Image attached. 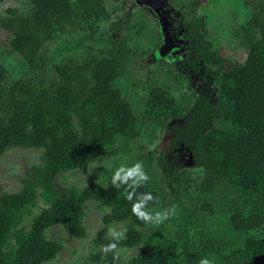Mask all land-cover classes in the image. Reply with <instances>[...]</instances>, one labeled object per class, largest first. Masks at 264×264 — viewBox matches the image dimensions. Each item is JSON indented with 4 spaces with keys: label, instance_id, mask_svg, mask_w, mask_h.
<instances>
[{
    "label": "trees",
    "instance_id": "obj_1",
    "mask_svg": "<svg viewBox=\"0 0 264 264\" xmlns=\"http://www.w3.org/2000/svg\"><path fill=\"white\" fill-rule=\"evenodd\" d=\"M127 1L30 0L26 10L0 8V159L14 148L41 152L38 161L21 162L18 190L0 186V264H47L57 259L64 245L50 239L48 230L60 225L74 238L87 237L88 201L110 210L93 239L97 252L91 251L85 264H118L119 254L103 250L111 244L151 247L128 264H199L202 257L216 258L217 264H264V12L259 6L248 26L252 30L245 29L238 39L242 60L227 68L207 40L208 33L201 34L202 22L193 21L203 42L195 45L197 58L187 62L193 65L202 59L219 85L210 94L214 99L201 94L192 105L182 106L157 84L138 80L147 91L145 129L170 131L173 143L190 148L203 167L197 196L186 192L194 210L178 207L182 213L173 221V235L159 237L156 212L165 199L147 181L110 180L104 190L57 186L61 173L77 171L93 159L118 156L119 140L140 136L138 112L124 96L123 86L132 77L130 65L137 56L132 41L146 26L135 13L127 20L125 35L114 37L123 26L117 14ZM55 45L60 47L54 57ZM10 54L22 65L19 76L1 60ZM170 120L176 121L168 127ZM145 156L151 165L154 153ZM159 163L161 168L171 167L162 154ZM168 170L165 182L173 195L190 188V178ZM147 192L154 199L143 205L145 220L132 212V205ZM38 199L43 206L34 216ZM199 211L212 226L232 232L235 240L230 242L226 233L199 229ZM121 222L128 224L125 237H111L110 226ZM157 228L159 234H154ZM144 229L151 233L147 239Z\"/></svg>",
    "mask_w": 264,
    "mask_h": 264
},
{
    "label": "rangeland",
    "instance_id": "obj_2",
    "mask_svg": "<svg viewBox=\"0 0 264 264\" xmlns=\"http://www.w3.org/2000/svg\"><path fill=\"white\" fill-rule=\"evenodd\" d=\"M137 0H135L136 2ZM219 1V0H214ZM30 0H6L1 3L0 8L2 10H6L8 8H18L21 10H26L29 5ZM134 2V3H135ZM222 6H215V9H211L213 15L220 16L221 22H217L215 24V28L212 29L214 35L212 34V42L214 45V49L224 57L229 64H235L238 61L242 60L243 52L240 50L238 39H240V34L243 31L251 30L248 28V23L246 20L250 18V13L245 15V19L241 22L238 20H233L236 16V10L231 12V8L229 12L222 7L224 5V1L220 0ZM227 2H232V0H227ZM111 5H109L110 7ZM131 9H135L137 4H132ZM217 7H221V9H217ZM148 12V11H147ZM155 12L150 11L149 16H139L140 20L146 23V27L148 26L149 30H145V33L141 36H138L135 40L132 41V49H134L137 53L141 54L142 51L144 53L143 60L140 57H133V62L131 66V74L132 77L127 82V85L123 86V94L127 98L129 102L135 107L138 112V123L137 129L140 130V136L131 141H121L119 140L116 144V147L120 150L118 156H113L107 159L91 160L87 165L83 168L78 169L74 172H64L61 173L57 178V186L61 189L68 188H76L81 189L85 187H94L99 190L106 189L110 182L112 181V176L116 167L121 164H124L128 167L133 164L139 162L141 163L143 170L147 173L149 179L147 182L150 184L151 188H155L157 191H160L162 197H164V206L162 209H159V213L161 216L167 215V219L162 220L158 226L161 228V233L159 234L158 228L154 230V234L158 233L160 238H165L166 235L171 236L174 233V219L178 218L182 212L179 210V206H183L184 211H188V213L193 212V202L192 199H189L186 192L193 193V196H197V186L201 180H203V168L197 166V161L193 154L190 151L183 150L179 153L176 160H179V163H176L179 166V172L182 175L183 179L190 178V181L193 183H189L190 188L186 187L181 190V192L173 195L172 189L167 186L165 182V175L160 166L157 163H152L150 165L149 159L147 155L148 151H153L160 147V145H164L170 141V138L167 136L165 129H159L158 127L154 131H147L146 123L142 116V109L144 107V102L147 97V91L144 90L142 83H138V80L145 81V84L149 82V84H157L164 91L168 92L170 95L176 96V98L180 101L182 106L186 105L187 98L180 94L181 92H186V87L184 83H180L175 80L170 74H168L167 67L163 64H156L154 62L157 57H155L154 45H150L152 42L157 41L154 35L161 34V37H164V30L162 24L158 26L151 21L155 19ZM230 18V24L228 23V16ZM244 16V14H243ZM119 17V16H117ZM219 20V21H220ZM154 33H153V32ZM123 35H125V31H123ZM121 36V35H119ZM67 40H74L72 37H65ZM63 44V43H62ZM166 44V40L163 41L164 47ZM60 46L55 45L52 47L51 51L53 56H56V48L58 49ZM177 49L171 52V58L175 59L180 56L179 51ZM168 52V53H169ZM166 54V53H165ZM183 54V53H181ZM148 56V57H147ZM151 56V57H150ZM161 58L167 59L168 54L160 56ZM168 60H172V59ZM1 60L8 65V67L12 70L14 75L19 76L22 74L21 63H19V58L16 55H6L1 58ZM166 64V62H163ZM171 67V64H169ZM155 66V72L148 74V77L145 78L148 71ZM199 82L197 85H200ZM176 120L170 121L169 125H172ZM146 130V131H144ZM182 149V148H181ZM41 152L35 149H19L14 148L10 150L4 157L0 159V186L3 187V190L6 191H16L19 189V176H21V162L23 159H26L29 163L38 161ZM145 156L144 158H142ZM183 171V172H182ZM137 179V178H136ZM111 180V181H110ZM138 182H145V180H139ZM182 184H180L181 186ZM183 188V187H182ZM185 194V195H183ZM178 197V198H177ZM182 199H179V198ZM85 217L84 224L87 227V237L84 239H77L69 235L62 226L56 225L48 230L47 234L50 239L59 240L64 245V250L57 257V259L48 262L47 264H85L87 257L91 253V251H95L93 248V239L95 238L97 232L104 226L102 222L103 216L109 212V208H99V205L95 201H88L85 204ZM43 204L41 199H38V205L32 209V214L37 215ZM219 214V213H218ZM203 213L201 211L198 212L197 218L199 221V229L207 231H214L223 235L224 231H220L221 228H216L212 226L211 219L209 217L203 218ZM30 219V218H29ZM31 220H28L25 223L26 228H29ZM128 228V224L126 222L115 223L112 224L109 228L110 236L116 239H123L126 234V230ZM225 229V228H224ZM145 231V239L149 238L151 233L144 229ZM226 233V234H225ZM226 238L231 242L234 241L235 237L232 232H228L225 230ZM103 250L110 253H117L121 256L118 264H128V262L141 255L148 253L151 250V247L147 245H139L135 247H115L110 248L108 246H104ZM97 252V250H96ZM214 264H217L218 261L216 258H211ZM90 264V263H89Z\"/></svg>",
    "mask_w": 264,
    "mask_h": 264
},
{
    "label": "flooded vegetation",
    "instance_id": "obj_3",
    "mask_svg": "<svg viewBox=\"0 0 264 264\" xmlns=\"http://www.w3.org/2000/svg\"><path fill=\"white\" fill-rule=\"evenodd\" d=\"M223 1H224V5L222 7V10L225 7V10L230 14L233 10L234 11L236 10V7H238V10L235 15L236 17L233 20L239 19L242 22L243 19H245V15L250 13L251 15L250 18L246 20L248 25L255 16L256 6H259V8L264 12V0H232V2L230 3L227 2V0H223ZM134 2L135 0H128L127 3L122 6V10L119 12L120 14L119 13L117 14V16H119V21L123 22V26L120 25L119 28L120 31L116 35H114V37H120L119 35L123 36V31H126L125 27L127 24V20L134 19L133 15L135 13H138L139 16L142 15L144 17L145 16L147 17L149 16L150 11H154L155 19H153L151 22L155 23L158 26V28L159 25L162 24L164 30V37H161L160 33L159 35L158 34L154 35L157 41L152 42L150 44V45H154V50L152 51L155 52L154 56L155 57L158 56V58L155 59L156 61L154 62L155 65L164 64L167 67L166 72L168 74H170L178 82L184 83L187 91L184 93L181 92L180 94H183L184 97L187 98V102H186L187 104L190 102V104L192 105V102L195 101V97L196 96L200 97L201 94L207 95V97H209L210 94L216 93L219 88L218 82L216 81L215 78L211 76V74L205 71L204 62L202 61V59L196 61V63H193V65L187 62V60L191 62L195 60V58H197V55L195 54L196 53L195 45H201V42H203L198 38V33L196 32L197 29L196 26L193 25V21L199 19L202 22L199 27L201 34L204 35L206 31L208 33L207 40L209 42H212V34L214 35L212 29L215 28V24L217 22H221L220 20L221 18L216 14L213 15L211 9L214 10L216 4L222 2H220V0L215 2L214 0H137L135 2L137 4L136 8L131 9L133 7L132 4H135ZM217 6H222V4L219 5L217 4ZM230 8H231V12L229 11ZM217 9H221V7H217ZM230 14L228 16L229 24L231 22ZM144 24L145 26L147 25L146 23ZM146 30H149L148 26L146 27ZM247 32L250 31L247 30ZM239 36H241V34ZM164 40H166V44H165L166 46L162 47ZM170 49L171 52L180 49L177 52L180 53L181 57L172 59L171 58L172 53L169 52ZM144 53L146 55V52L143 51L141 54L137 53L136 57H140L143 60L142 56L144 55ZM165 53L168 54L167 59L161 58L160 57L161 54L166 55ZM170 58L172 60H168ZM163 62H166V64ZM169 64H171V67ZM228 64L229 63L225 59V63H223V66L227 68ZM218 69H219L218 66H215L213 68L215 72H217ZM154 72H155V66L154 68L148 71L145 78L148 77V74ZM199 82H201V84L197 85ZM210 97L214 99L213 96ZM170 121L167 122L168 127L171 126L169 125ZM145 123L148 124L147 121H145ZM158 128L164 129L163 127H158ZM165 132L167 133V136L170 138V141L164 145H160V147H158L153 151L147 152V154H149L150 152L154 153V156L152 158L153 163L160 164L159 155L162 154L163 158L165 159V162L169 166H171L170 168L168 167L161 168L165 175V179L168 176L167 173L168 169L171 170V168L172 169L174 168L177 173H180L179 166L176 164L179 163L180 161L176 160V158L177 156H179V153L182 152L183 150L190 151L197 161V166L203 168L198 163L196 155L190 148H188L184 144H179L178 146H176L173 143L175 135L166 129ZM172 185L174 187L177 186L176 183H173ZM168 187L171 188L170 186Z\"/></svg>",
    "mask_w": 264,
    "mask_h": 264
},
{
    "label": "clouds",
    "instance_id": "obj_4",
    "mask_svg": "<svg viewBox=\"0 0 264 264\" xmlns=\"http://www.w3.org/2000/svg\"><path fill=\"white\" fill-rule=\"evenodd\" d=\"M130 177H135L137 179L133 180V183H137L139 180H145L147 181L149 179L147 173L143 170V167L141 163L137 162L133 164L132 166L128 167L124 164L119 165L116 167L114 174L112 176V181L115 183L116 181H127ZM128 199H131V196H128ZM154 197L151 192H147V194L144 196L142 200L139 202H136L132 205V212L136 214L139 218L148 219V215L145 210H143V205L148 200H153ZM156 221L155 223H160L162 220L167 219V215L161 216L159 212H156ZM108 247L115 248V244H111ZM199 264H214L213 260L202 257L199 260Z\"/></svg>",
    "mask_w": 264,
    "mask_h": 264
},
{
    "label": "water",
    "instance_id": "obj_5",
    "mask_svg": "<svg viewBox=\"0 0 264 264\" xmlns=\"http://www.w3.org/2000/svg\"><path fill=\"white\" fill-rule=\"evenodd\" d=\"M165 46H166V45H165ZM165 46H164V47H165Z\"/></svg>",
    "mask_w": 264,
    "mask_h": 264
}]
</instances>
